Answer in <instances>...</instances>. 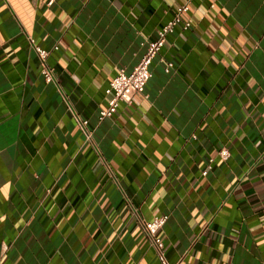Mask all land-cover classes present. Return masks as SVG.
<instances>
[{"label": "crops", "instance_id": "1", "mask_svg": "<svg viewBox=\"0 0 264 264\" xmlns=\"http://www.w3.org/2000/svg\"><path fill=\"white\" fill-rule=\"evenodd\" d=\"M47 2L0 0V264H160V216L168 264H264V0L192 1L101 122L186 0Z\"/></svg>", "mask_w": 264, "mask_h": 264}, {"label": "built area", "instance_id": "2", "mask_svg": "<svg viewBox=\"0 0 264 264\" xmlns=\"http://www.w3.org/2000/svg\"><path fill=\"white\" fill-rule=\"evenodd\" d=\"M194 0H186V2L177 8L174 17L165 24L158 32L157 39L155 41L147 42L146 52L139 61V63L133 68L131 73L127 74L123 70H119L117 75L110 81L106 93L110 95L107 107L99 112L98 120L103 121L106 118L111 117L119 105V103H130L132 97L143 91L147 82L151 77L149 66L153 59L157 56L160 49L164 46L166 37L169 33L173 32L174 27L182 23V29L187 30L191 27V21H182L181 15L188 11L189 4ZM54 0H48L47 5H52ZM32 43V42H31ZM40 63V74L42 75L46 83L55 81L54 70L48 66L46 60L48 53L41 50L38 47H33ZM173 70V63H167L165 66V73H169ZM83 129L85 123H81ZM87 140H90V133L85 130ZM219 156L222 160H226L228 152L223 149L219 152ZM207 171L202 172L205 176ZM167 221V216H160L154 218L152 221L140 220V224L149 239V243L154 247L160 264H168L163 252V242L158 236L159 231L163 228Z\"/></svg>", "mask_w": 264, "mask_h": 264}]
</instances>
